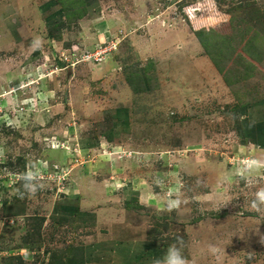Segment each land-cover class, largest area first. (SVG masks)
Here are the masks:
<instances>
[{"label": "rangeland", "instance_id": "374dc122", "mask_svg": "<svg viewBox=\"0 0 264 264\" xmlns=\"http://www.w3.org/2000/svg\"><path fill=\"white\" fill-rule=\"evenodd\" d=\"M162 2L180 25L142 65L140 30H98L85 10L51 43L33 23L0 50V264H81L108 224L157 258L181 236L189 264H264V168L239 174L264 153L236 112L249 85L264 91V0Z\"/></svg>", "mask_w": 264, "mask_h": 264}, {"label": "crops", "instance_id": "0c3cea01", "mask_svg": "<svg viewBox=\"0 0 264 264\" xmlns=\"http://www.w3.org/2000/svg\"><path fill=\"white\" fill-rule=\"evenodd\" d=\"M7 2L3 0L0 2L2 3L0 5V50L7 45L16 47L22 39L21 31L29 30L33 23L38 27L42 26L46 40L50 39L48 42L51 43L55 33L62 29L66 21L67 23L79 21L81 19L79 13L85 10L89 14L98 13L93 18L94 23L99 26L98 30H103L101 24L107 30L111 25L113 32H116L118 28L140 30V34H136L138 42L134 60L142 65L145 60L152 57V54L164 53L161 50L162 44L169 45V42L165 43V41H168L171 35L164 40L163 34L176 31L180 25L179 16L175 20L173 17L163 20L167 10L164 11L161 8L162 0H108V10L102 11L99 10L102 0H10ZM94 29L97 28L93 26ZM174 37L171 47L177 43L187 46V43L182 45L179 41H175L176 34ZM187 39L193 41L194 38ZM194 41L197 44V39ZM145 47L146 50H144ZM197 49L200 51L199 44ZM204 59L206 60H199L209 62L207 58ZM258 93L261 96H258ZM263 93L264 91L258 89V86L253 88L249 85V88L243 92L245 98L241 99L236 109L237 117L240 118L237 126L240 142L261 153H264ZM119 113L122 115L123 110H119ZM139 196L142 199L145 197L141 192ZM102 229L96 237L82 244L81 264H151L148 263V259L154 260L161 255L158 250H149L145 236L133 234L127 236L125 231L121 235L117 229H111L109 224ZM137 247H139L138 250ZM133 248H135L134 252ZM154 254L155 256L152 257Z\"/></svg>", "mask_w": 264, "mask_h": 264}, {"label": "clouds", "instance_id": "9594fccd", "mask_svg": "<svg viewBox=\"0 0 264 264\" xmlns=\"http://www.w3.org/2000/svg\"><path fill=\"white\" fill-rule=\"evenodd\" d=\"M244 167L240 170V175L243 177L246 173H251L254 170H259L264 168V160L250 159L243 161ZM20 179L24 181H29L32 179V174L28 171L20 175ZM23 189L28 193L35 194L36 189L34 186H30L28 183L22 185ZM21 198H23L24 192L19 193ZM182 201L177 198L174 200H169L167 203V210L172 211L180 207ZM260 205H264V188H260L255 193V199L251 202V208L253 210H258ZM2 227V223H0ZM183 238L177 236L172 244H169L166 252L160 258H155L152 264H189L187 259L182 254ZM209 251L213 254L217 252L214 246H209Z\"/></svg>", "mask_w": 264, "mask_h": 264}, {"label": "trees", "instance_id": "16d2710c", "mask_svg": "<svg viewBox=\"0 0 264 264\" xmlns=\"http://www.w3.org/2000/svg\"><path fill=\"white\" fill-rule=\"evenodd\" d=\"M195 33V32H194ZM196 39L200 42V36L198 33H195ZM250 58V57H249Z\"/></svg>", "mask_w": 264, "mask_h": 264}]
</instances>
